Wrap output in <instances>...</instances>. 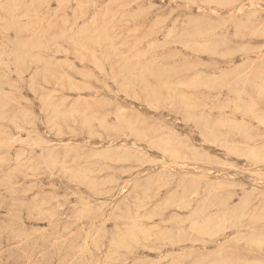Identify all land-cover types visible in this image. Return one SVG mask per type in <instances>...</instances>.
I'll return each instance as SVG.
<instances>
[{"label":"rangeland","instance_id":"rangeland-1","mask_svg":"<svg viewBox=\"0 0 264 264\" xmlns=\"http://www.w3.org/2000/svg\"><path fill=\"white\" fill-rule=\"evenodd\" d=\"M0 7V264H264V0Z\"/></svg>","mask_w":264,"mask_h":264},{"label":"bare ground","instance_id":"bare-ground-1","mask_svg":"<svg viewBox=\"0 0 264 264\" xmlns=\"http://www.w3.org/2000/svg\"><path fill=\"white\" fill-rule=\"evenodd\" d=\"M159 4V3H158ZM253 5V4H252ZM2 7V6H1ZM0 7V8H1ZM18 7V6H17ZM23 7V6H22ZM240 10V9H239ZM15 11V10H14ZM97 18V17H96ZM36 32V31H35ZM176 33V32H175ZM214 36V35H213ZM33 37V36H32ZM71 37V36H70ZM31 38V37H30ZM58 39V38H57ZM33 40V39H32ZM60 44V43H59ZM25 45V44H24ZM61 45V44H60ZM59 45V46H60ZM30 46V45H29ZM83 46V45H82ZM28 47V46H27ZM85 47V46H84ZM68 49V48H67ZM76 50V49H75ZM67 51V50H66ZM65 52V51H64ZM182 52V51H181ZM198 53V52H197ZM97 57V56H96ZM143 58H145V57H143ZM110 59V58H109ZM141 59V58H140ZM22 60H23V58H22ZM25 60V59H24ZM126 60V59H125ZM246 61V60H245ZM99 62V61H98ZM50 63V62H49ZM119 64V63H118ZM152 64V63H151ZM55 65V64H54ZM56 66V65H55ZM170 67V66H169ZM172 67V66H171ZM16 69V68H15ZM132 71V70H131ZM188 72V71H187ZM164 74V73H163ZM164 76V75H163ZM134 77V76H133ZM162 77V76H161ZM165 78V77H164ZM163 80V79H162ZM2 82H3V80H2ZM181 82V81H180ZM191 83L192 84H198V83H193L192 81H191ZM184 84V83H183ZM183 84H180V85H183ZM186 84H187V82H186ZM185 84V85H186ZM191 84V85H192ZM200 85V84H199ZM194 86V85H193ZM71 88V87H70ZM194 88V87H193ZM200 87H198V89H199ZM1 89H3V88H1ZM132 89V88H131ZM6 91H7V89H5ZM126 90H128V89H126ZM147 90V89H146ZM217 90V89H216ZM234 90V89H233ZM154 91H156V90H154ZM148 92H150V91H148ZM0 93H2L1 91H0ZM221 93V92H220ZM8 94V93H7ZM129 94V93H128ZM155 94L157 95L158 93H156L155 92ZM184 94V93H183ZM3 95H4V90H3ZM155 95V96H156ZM51 96V95H50ZM183 96H185V95H183ZM187 96V95H186ZM217 96V95H216ZM1 97V96H0ZM2 97H4V96H2ZM5 97H7L6 96V94H5ZM148 97H150V96H148ZM152 97V96H151ZM237 97V96H236ZM43 98V97H42ZM1 100H3V99H1ZM184 100V99H183ZM52 101V100H51ZM151 100H149V102H150ZM164 101V100H163ZM148 103V102H147ZM173 103V102H172ZM185 103V102H184ZM236 104V103H235ZM153 105V104H152ZM172 105V104H171ZM209 106V105H208ZM207 106V107H208ZM254 106V105H253ZM56 107V106H55ZM59 107V106H58ZM150 107V106H149ZM258 107V106H257ZM242 108V107H241ZM256 108V107H255ZM214 109V108H213ZM221 109V108H220ZM244 109V108H243ZM157 110V109H156ZM223 110V109H222ZM246 110V109H245ZM67 111V110H66ZM238 111V110H237ZM251 111V110H250ZM253 111V110H252ZM60 112V111H59ZM214 112V111H213ZM254 112H255V110H254ZM246 113V112H245ZM66 114H67V112H66ZM70 114V113H69ZM223 115V114H222ZM65 116V115H64ZM75 116V115H74ZM210 116H211V112H210ZM25 117V116H24ZM85 117V116H84ZM54 118V117H53ZM72 119H73V117H72ZM76 119V118H75ZM84 119H86V117L84 118ZM119 119V118H118ZM120 120V119H119ZM87 121V120H86ZM57 122V121H56ZM103 122V121H102ZM85 123H87V122H85ZM193 123V122H192ZM77 124V123H76ZM210 124V123H209ZM104 125V124H103ZM1 127V126H0ZM110 127H111V125H110ZM136 127V126H135ZM125 135V134H124ZM141 138V137H140ZM20 139V138H19ZM1 140H3V139H1ZM1 140H0V145H1ZM13 140V139H12ZM5 141V140H4ZM21 141V140H20ZM10 142H11V140H10ZM3 143V142H2ZM5 143H6V141H5ZM37 144V143H36ZM9 145H10V143H9ZM34 145V144H33ZM35 146V145H34ZM178 144L174 141V139L172 138V139H170V140H168V142L166 143V147H173L174 149H172L173 150V152L174 153H176V154H181L182 153V150L181 149H179L178 148ZM0 147H2V145L0 146ZM7 147V146H6ZM9 147V146H8ZM7 147V148H8ZM11 148V147H10ZM96 150V149H95ZM252 152H253V150H252ZM251 152V153H252ZM253 155L254 154H256V153H252ZM123 159H125V158H123ZM180 159V158H179ZM248 159V158H247ZM246 159V160H247ZM3 160V159H2ZM158 160V159H157ZM178 160V159H177ZM105 161V160H104ZM208 164V163H207ZM223 165H224V163H223ZM46 167V166H45ZM234 167H235V165H234ZM48 168V167H47ZM66 170V169H65ZM146 172V171H145ZM144 172V173H145ZM218 173V172H217ZM164 175V174H163ZM194 175V174H193ZM202 175V174H201ZM83 177V179L85 180V181H87V177L86 176H82ZM143 188V187H142ZM178 193V192H177ZM198 194H199V191H198V189H193V190H188V189H184V191L180 194V198H179V200H177V203H178V205H180V206H182V207H189V206H191V203H192V201H194L195 200V198H194V196H198ZM179 195V194H178ZM174 205V204H173ZM116 206V205H115ZM204 206V205H203ZM212 206H216V204H214V203H210V204H208V207H212ZM115 208V207H114ZM203 209H204V207H202V208H200V207H198V208H196V209H194L193 210V214H195V215H197L198 216V219H197V221H195V222H193L192 224H191V226H190V229L193 231V232H196V233H198V235L199 236H201V235H206V236H208L209 238L207 239V240H210V241H217V240H219V239H221L220 238V234L219 233H221L223 230H225L226 229V225H228V223H234L235 224V222H234V220H230V219H228V218H230V217H224V219L223 220H220V221H217V220H215L214 218H204V217H200V211H203ZM223 209H225V208H223ZM41 212V211H40ZM90 212V211H89ZM113 212H114V209H113ZM186 215V214H185ZM184 215V216H185ZM194 215V216H195ZM70 216V215H69ZM188 216V215H187ZM77 218V217H76ZM194 220H196V218L194 219ZM62 221V220H61ZM179 223H181V221H179ZM191 223V222H190ZM61 225V224H60ZM64 225V224H63ZM68 225V224H67ZM65 227H66V225H65ZM140 227V226H139ZM64 228V227H63ZM67 228V227H66ZM115 228V227H114ZM43 229V228H42ZM60 229V228H59ZM47 230V229H46ZM69 230H70V228H69ZM40 231H41V229H40ZM45 231V230H44ZM43 231V232H44ZM7 232V231H6ZM42 232V233H43ZM99 232V231H98ZM243 232V231H242ZM35 233V232H34ZM33 233V234H34ZM58 233V232H57ZM239 233V232H238ZM244 233V232H243ZM32 234V233H31ZM37 234H38V232H37ZM76 234V233H75ZM92 234V233H91ZM96 234V233H95ZM30 235V234H29ZM71 235V234H70ZM135 235V233L134 232H131V231H129V234H128V237H126V238H132L133 236ZM34 236V235H33ZM41 236V235H40ZM46 236V235H45ZM51 236V235H50ZM192 236V235H191ZM27 237V236H26ZM29 238H30V236H28ZM32 237V236H31ZM88 237V236H87ZM95 237V236H94ZM230 237H232V236H230ZM25 238V237H24ZM28 238V239H29ZM48 238V237H47ZM52 238V237H51ZM62 238V237H61ZM90 238V237H89ZM74 239V238H73ZM26 240V239H25ZM37 240H38V238H37ZM57 240V239H56ZM56 240H54V241H56ZM59 240V239H58ZM85 240V239H84ZM125 240V238H120V239H117L116 241H115V244L116 245H120L123 241ZM171 240V239H170ZM187 240H190V238L189 237H187V236H185V234L181 231V229H179L178 230V234H177V236H175V238L172 240V242H181V241H187ZM226 240V239H225ZM231 240V239H230ZM23 241H24V239H23ZM45 241V240H44ZM53 241V242H54ZM88 241V240H87ZM86 241V242H87ZM135 241V240H134ZM191 241V240H190ZM9 242V241H8ZM22 242V241H21ZM40 242V241H39ZM48 242H50V241H48ZM48 242H47V244H48ZM58 242V241H57ZM83 242V241H82ZM86 242H85V244H86ZM148 242V241H147ZM153 242V241H152ZM161 242V241H160ZM169 242V241H168ZM227 242V241H226ZM35 243V242H34ZM37 243H38V241H37ZM60 243V242H59ZM77 243V242H76ZM16 244V243H15ZM28 244V243H27ZM57 244V243H56ZM56 244H54L53 246H56ZM64 244V243H63ZM4 245V244H3ZM19 245V244H18ZM34 245V244H33ZM37 245V244H36ZM46 245V244H45ZM44 245V246H45ZM50 245H52V244H50ZM49 245V246H50ZM82 245V244H81ZM132 245V244H131ZM12 246V245H11ZM15 246V245H14ZM48 246V245H47ZM46 246V247H47ZM52 246V247H53ZM133 246V245H132ZM42 247V246H41ZM51 247V248H52ZM63 247V246H62ZM75 247V246H74ZM77 247V246H76ZM36 248V247H35ZM37 248H38V246H37ZM54 248V247H53ZM79 248V247H78ZM82 248V247H81ZM83 248H85V247H83ZM8 249V248H7ZM34 249V248H33ZM73 249V248H72ZM71 249V250H72ZM128 249V248H127ZM166 249H167V246H166ZM218 249V248H217ZM43 250H44V247H43ZM46 250V249H45ZM55 250V249H54ZM57 250V249H56ZM60 250V249H59ZM86 250V249H85ZM157 250V249H156ZM42 251V250H41ZM62 251V250H61ZM78 251H80V250H78ZM56 252V251H55ZM81 252H83L82 250H81ZM44 253V252H43ZM48 253H50V252H48ZM80 253V252H79ZM115 253V252H114ZM40 255L42 254V253H39ZM67 254V253H66ZM77 254V253H76ZM82 254V253H81ZM162 254V253H161ZM1 255V254H0ZM3 255V254H2ZM30 256V255H29ZM76 257H78L77 255H75ZM82 256V255H81ZM119 256H120V254H119ZM165 256V255H164ZM204 256V255H203ZM11 257V256H10ZM9 257V258H10ZM42 257H43V255H42ZM67 257V256H66ZM70 257V256H69ZM75 257V258H76ZM80 257V256H79ZM123 257V256H122ZM38 258V257H37ZM65 258V257H64ZM71 258V257H70ZM118 258V257H117ZM121 258V257H120ZM3 259V258H2ZM13 259V258H12ZM29 259H31V258H29ZM67 259V258H66ZM160 259V258H159ZM162 259V258H161ZM208 259V258H207ZM7 260H9V259H7ZM80 260H81V258H80ZM92 260V259H91ZM47 261V260H46ZM64 261V260H63ZM72 261V260H71ZM75 261V260H74ZM73 261V262H74ZM93 261V260H92ZM163 261V260H162ZM1 262V261H0ZM35 262V261H34ZM117 262V261H116ZM94 263V262H93ZM158 263H159V261H158ZM100 264V263H99ZM124 264V263H123ZM160 264V263H159Z\"/></svg>","mask_w":264,"mask_h":264}]
</instances>
